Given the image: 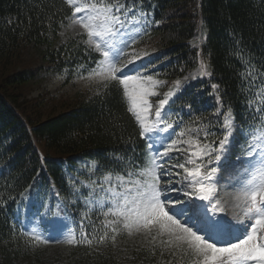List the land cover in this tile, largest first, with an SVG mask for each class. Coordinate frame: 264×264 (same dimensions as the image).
<instances>
[{"label":"snow or ice","instance_id":"1","mask_svg":"<svg viewBox=\"0 0 264 264\" xmlns=\"http://www.w3.org/2000/svg\"><path fill=\"white\" fill-rule=\"evenodd\" d=\"M65 3L71 9L65 19L81 28L77 35L84 37L81 43L92 65L79 64L74 74L96 84L97 95L107 94L114 85L122 86L127 112L134 117L139 137L146 142L145 165L134 166V157L113 154L111 159L124 166L122 172L109 171L99 181L81 182L80 187L75 186L76 178L69 177V190L75 199L66 202L59 193L55 194L59 210L52 214L54 218L48 227L44 230L32 227L26 232L21 229L28 238V247L61 242L71 246L91 245L93 240L98 244L108 240L114 243L122 227L129 234L143 230L167 237L162 243L174 253L179 252L178 262L182 260L183 264H264V82L258 83L264 81V72L246 58L239 48L240 40L235 42L236 56L245 66L240 73L244 85L241 91L248 96L246 112L242 114L245 123H236L233 108L228 106L225 110L220 85L211 84L209 96L215 109L209 116H196L186 124L182 118L173 119L172 113L174 97L189 77L174 81L154 105L150 97L158 96L156 89L166 82L149 74L155 68L151 54L137 53L133 47L154 27L165 23L163 19H155L159 7L156 0H65ZM63 23L60 21L61 26ZM197 76L212 77L203 59L192 79ZM202 99L199 91L192 93L191 102L181 108L191 115L193 105L200 104ZM241 139L243 155L232 162L235 170L225 177L231 149ZM181 156L183 162L171 163ZM102 168L93 160L88 171L94 173ZM222 180L223 187H232L236 192L233 206L238 212L233 220L225 215L230 202L218 198ZM33 188L34 184L21 192V199H30ZM10 199L15 201V197ZM0 200H3L0 207L6 206L7 200L2 197ZM77 202L83 204L85 212L79 221H72L75 227H70L69 217L61 213L66 212L67 203ZM40 207L46 209L43 215L47 217L48 205L41 203ZM93 211L104 217L101 224L105 231L99 236L95 234L97 225L91 220ZM86 224L91 231L86 230Z\"/></svg>","mask_w":264,"mask_h":264},{"label":"trees","instance_id":"2","mask_svg":"<svg viewBox=\"0 0 264 264\" xmlns=\"http://www.w3.org/2000/svg\"><path fill=\"white\" fill-rule=\"evenodd\" d=\"M156 2L159 7L155 19H163L165 23L142 38L155 43L147 50L155 65L149 74L166 82L157 88L162 94L156 97L163 98L174 81L189 77L174 97L176 104L172 113L173 119L182 118L187 124L196 116H209L215 109L209 93L211 84H218L225 110L231 106L236 123L243 125L242 114L246 112L248 96L241 91L244 85L240 73L245 71V66L236 56L235 41L240 40L243 54L264 72V0ZM70 14L65 0H0V197L7 200L6 206L0 207V264H17L16 260L34 257L26 253L28 238L21 229L25 232L31 229L27 219L37 213L38 208L39 215L46 211L40 207L41 203L50 209L48 221L54 218L52 214L59 210L56 193L66 202L75 199L69 190V177L76 178L75 186L80 187L81 182L99 181L109 171L122 172L124 166L111 159L113 154L134 157V166L145 165L146 142L139 137L134 117L127 112L122 86H112L107 94L78 96L65 110L37 121L28 114L31 111L24 112L18 104L17 93L21 86L55 75H66L71 80L77 75L74 74L77 65L92 66L81 43L84 37L66 42L59 39L68 21L65 17ZM31 45L40 49L41 65L18 69L21 66L18 59ZM201 59L207 63L212 77L192 79ZM261 82L264 81L258 80ZM198 91L203 99L193 105V113L189 115L181 105L190 103L192 93ZM217 135H220L218 131ZM242 142L241 139L231 149L225 177L235 170L232 162L243 155ZM93 160L103 168L90 173L88 169ZM176 162H183V157L171 161ZM33 184L30 199L22 200L19 194ZM223 184L222 180L221 188ZM82 191L87 194L86 190ZM11 197H15V201ZM84 212L83 204L77 202L67 203L66 212L61 214H66L71 227H75L72 221H79ZM225 215L230 220L234 218L228 213ZM91 220L97 225L95 234L102 235L104 217L93 211ZM86 230L91 231L87 224ZM76 234L79 237V230ZM70 258V264H121L111 240L104 244L93 240L91 245H70ZM38 261V258L32 259L28 264H38ZM173 263L183 264V261Z\"/></svg>","mask_w":264,"mask_h":264},{"label":"rangeland","instance_id":"3","mask_svg":"<svg viewBox=\"0 0 264 264\" xmlns=\"http://www.w3.org/2000/svg\"><path fill=\"white\" fill-rule=\"evenodd\" d=\"M81 31L78 25H72L71 21L68 20L59 33V39L61 42H66L71 38L78 37L77 33ZM142 38L133 46L137 53L147 52L155 45L153 40L144 41ZM18 61L21 63L18 69L38 68L41 65L40 49L33 45L29 46ZM78 75L71 80H68L66 75H55L47 79L42 77L29 82L26 86H21L17 93L19 106L22 107L24 112L26 110L31 111V113H27L31 114L34 120L37 121L40 117L45 119L65 110L78 96L90 97L96 94L97 85L79 79ZM156 91L159 95L162 94L159 89ZM150 100L155 105L158 98L150 97ZM235 196L236 192L232 187L223 186L218 196L222 201L230 202L226 208V213L232 217H235L238 212V209L233 206L236 203ZM27 223L30 227L44 230L48 227L49 221L42 213L41 215L30 216ZM54 234L59 235V233ZM153 236H156V239H153ZM166 239L167 237L158 236L155 232L147 233L143 230L129 234L121 227L114 241L118 260L121 264H174L173 262L180 258V253H174L170 246L162 243ZM26 253L34 257L16 260L17 264H28L30 260L37 258L40 260L38 264H70L71 259L70 245L63 242L47 245L39 244L31 248L26 246Z\"/></svg>","mask_w":264,"mask_h":264}]
</instances>
